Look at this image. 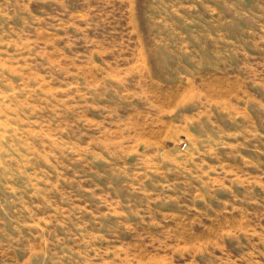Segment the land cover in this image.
Instances as JSON below:
<instances>
[{
    "label": "rangeland",
    "instance_id": "1",
    "mask_svg": "<svg viewBox=\"0 0 264 264\" xmlns=\"http://www.w3.org/2000/svg\"><path fill=\"white\" fill-rule=\"evenodd\" d=\"M0 264H264V0H0Z\"/></svg>",
    "mask_w": 264,
    "mask_h": 264
}]
</instances>
